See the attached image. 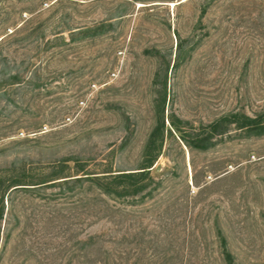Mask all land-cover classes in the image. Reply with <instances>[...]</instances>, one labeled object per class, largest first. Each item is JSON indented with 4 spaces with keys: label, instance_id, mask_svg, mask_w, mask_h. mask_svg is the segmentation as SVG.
I'll use <instances>...</instances> for the list:
<instances>
[{
    "label": "rangeland",
    "instance_id": "374dc122",
    "mask_svg": "<svg viewBox=\"0 0 264 264\" xmlns=\"http://www.w3.org/2000/svg\"><path fill=\"white\" fill-rule=\"evenodd\" d=\"M1 70L17 73L0 96L1 172L137 171L158 125L161 147L144 198L65 178L11 191L0 264H225L218 231L235 264H264V134L232 125L204 151L181 140L264 112V0H0Z\"/></svg>",
    "mask_w": 264,
    "mask_h": 264
},
{
    "label": "trees",
    "instance_id": "16d2710c",
    "mask_svg": "<svg viewBox=\"0 0 264 264\" xmlns=\"http://www.w3.org/2000/svg\"><path fill=\"white\" fill-rule=\"evenodd\" d=\"M205 13L203 8L201 15ZM111 16L106 19L99 20L94 24L87 25L79 29L82 33V38H95L104 35L112 29L113 23ZM74 32V31H73ZM15 33V32H14ZM183 41L180 40L176 45V55L174 65L180 63L184 57ZM173 65V66H174ZM4 67V66H3ZM2 67V69H4ZM7 74V72H6ZM5 72L1 70L0 72V96L6 93L5 85L7 83H16L17 73L11 74L12 81L9 82L5 78ZM234 125L237 129H241L246 133V135L260 136L264 134V112L257 114L255 116H250L245 113H229L218 117L217 119L207 123L200 124L191 134L182 135L181 140L190 148L197 150H207L215 144L216 137L224 135L229 132V128ZM160 125L155 126L150 132L149 137L146 141L143 161L138 167L137 171H126L124 169L111 170L108 165L102 171L98 172H84L86 176H79L76 178H66L71 176L70 174H64V168L61 166H56L51 172L46 175H41L39 177L29 176L25 172L17 174H6L0 171V222L3 217L4 211V197L9 195L11 191L19 189H35L40 184H46L49 181L65 178L60 181L64 183L87 182V187L89 190H94L98 194H104L110 197H134L139 195L140 198H144L146 195L150 194V190H147L152 177L150 176V167L158 156V151L161 147V142H159V131ZM156 150V151H155ZM75 161L74 167L76 171L84 170V164L78 158L72 157ZM6 171H13L12 169H7ZM57 181V182H60ZM55 182L47 183L52 184ZM25 185H32L31 187H26ZM220 253L225 264H235L234 257L231 251L227 247L226 239L221 231H218ZM97 242L95 236H89L85 243L87 245Z\"/></svg>",
    "mask_w": 264,
    "mask_h": 264
}]
</instances>
